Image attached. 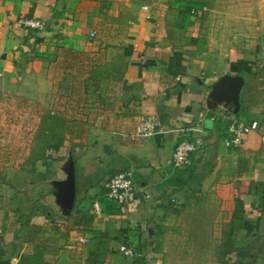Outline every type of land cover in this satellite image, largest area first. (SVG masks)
Masks as SVG:
<instances>
[{
	"label": "crops",
	"instance_id": "0c3cea01",
	"mask_svg": "<svg viewBox=\"0 0 264 264\" xmlns=\"http://www.w3.org/2000/svg\"><path fill=\"white\" fill-rule=\"evenodd\" d=\"M252 15H264V0H0V96L52 109L62 82L54 66L68 48L83 52L76 53L85 57L80 77L113 82L108 115L69 149L75 201L70 231L61 240L67 245L54 264H86L90 254L77 245L81 237L95 253L112 254L103 264L120 263L113 251L123 245L134 253L128 264H158L179 245L187 250L179 251L188 257L184 262H191L211 246L202 240L220 237L226 225L227 263L264 264V52L258 56L264 30L252 34ZM22 19L40 21L43 30L23 28ZM87 54L99 67L91 68ZM225 76L244 79L237 113L211 97ZM146 114L156 116L161 128L132 139ZM230 118L257 120L260 129L227 147ZM198 119L200 132L194 129ZM194 138L203 148L191 165H174L175 146ZM122 172H130L135 185L128 206L122 211L103 203L94 214L93 202L102 201L109 179ZM36 173L29 185L21 174L0 183V264L22 258L28 221L41 219L32 205L50 208L58 224L63 220L56 208L62 207L59 189L66 176ZM176 221L179 228L161 236L138 229ZM161 237L178 242L157 248L154 239Z\"/></svg>",
	"mask_w": 264,
	"mask_h": 264
},
{
	"label": "rangeland",
	"instance_id": "374dc122",
	"mask_svg": "<svg viewBox=\"0 0 264 264\" xmlns=\"http://www.w3.org/2000/svg\"><path fill=\"white\" fill-rule=\"evenodd\" d=\"M251 26L255 30L252 32L253 35L261 34V30H264V15H252ZM263 48L261 47L258 56H262ZM64 50V56H60L58 64L54 66L62 82L56 88L52 109L36 105L29 100L0 96V183L10 181L11 178L21 174V179L25 178V184L29 185L37 177V169L47 170V173H51L49 176H58L60 171L62 173L63 169H66L69 160H73L69 149L85 141L86 136L96 130V123L104 120L108 115L107 105L112 103L110 92L113 90L111 88L113 82L93 79V75L83 79L78 73L80 70L86 72V69L82 68L85 57L76 54L83 52L71 48ZM73 55H76L75 59L72 58ZM87 57L93 70L94 66L99 67L100 61L97 58H92L88 54ZM51 186L56 185L51 184ZM41 207L38 204L32 205L33 212H38L36 214H39L41 222L28 221L29 230L24 242L26 246L22 245L23 248L25 247V252L21 253L22 258L16 264H54L58 251L67 245H62L61 240L66 241V235L70 231L67 227L70 223L69 215H59L61 208L57 207L58 217L63 219L58 224L56 222L58 219H55L57 215L50 212V208ZM178 226L179 222L176 221L166 225L157 223L155 226L150 223L148 226H139L138 229L144 235L157 233L161 236L164 232L172 233L174 229L179 228ZM227 229L228 225L224 226L222 237L202 240L211 246L203 249L202 254L186 263L230 264L226 259V254L228 255L229 252V244L225 237ZM154 241L157 248L166 242L170 243L168 246L178 242L176 239L163 237ZM191 241L192 239H187L188 244ZM89 244V240L84 237L77 241V245L85 247V252L90 254L86 264H103L104 259L112 255L95 253L94 247H87ZM137 244L140 245V241ZM123 246L114 248L113 253L121 256L120 263L117 261L115 264H128L127 258L119 251ZM182 250L187 252L186 248H181L179 245V251ZM179 251L178 249L168 251L170 254L166 253L164 261L161 259L158 264H186L184 262L188 258L185 257L186 253L182 254Z\"/></svg>",
	"mask_w": 264,
	"mask_h": 264
},
{
	"label": "built area",
	"instance_id": "2783aa9c",
	"mask_svg": "<svg viewBox=\"0 0 264 264\" xmlns=\"http://www.w3.org/2000/svg\"><path fill=\"white\" fill-rule=\"evenodd\" d=\"M20 24L23 28L40 31L43 30V24L36 19H22ZM95 36L94 32L90 33V37ZM261 123L264 124V112L262 115ZM202 119H198L195 124V130L201 131ZM161 128V122L154 115H140L135 126V130L131 135V138H148L153 136L157 130ZM194 129L189 128L186 131L192 132ZM260 129V122L252 120L248 123H244L235 118L228 120L227 131L225 135V145L238 146L241 144L243 138L251 133L257 132ZM262 142H264V135L261 136ZM203 148V142L200 138H194L193 140H181L175 146L172 154V161L174 165L180 167H188L191 165V158L193 154L200 152ZM135 190V185L130 172H122L112 176L107 184V189L102 197V201L95 200L92 204V211L94 214H99L102 211L104 204H114L120 210H125L129 202L132 199V194ZM147 197V196H146ZM85 242L86 240H82ZM119 251L124 257H133V250L130 247H121Z\"/></svg>",
	"mask_w": 264,
	"mask_h": 264
},
{
	"label": "water",
	"instance_id": "95a60500",
	"mask_svg": "<svg viewBox=\"0 0 264 264\" xmlns=\"http://www.w3.org/2000/svg\"><path fill=\"white\" fill-rule=\"evenodd\" d=\"M244 85V79L240 76L222 77L214 86L211 97L217 102H225L234 107V113L239 111L240 92ZM65 180L60 184V196L63 215L68 216L73 210L75 201V166L73 160H69L66 169H63Z\"/></svg>",
	"mask_w": 264,
	"mask_h": 264
},
{
	"label": "trees",
	"instance_id": "16d2710c",
	"mask_svg": "<svg viewBox=\"0 0 264 264\" xmlns=\"http://www.w3.org/2000/svg\"><path fill=\"white\" fill-rule=\"evenodd\" d=\"M44 177V176H43ZM94 257L96 256V255H93Z\"/></svg>",
	"mask_w": 264,
	"mask_h": 264
}]
</instances>
